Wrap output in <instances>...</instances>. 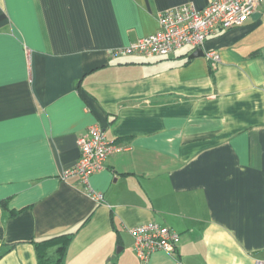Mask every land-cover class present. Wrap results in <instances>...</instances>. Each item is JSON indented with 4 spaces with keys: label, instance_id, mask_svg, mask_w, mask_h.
Wrapping results in <instances>:
<instances>
[{
    "label": "crops",
    "instance_id": "0c3cea01",
    "mask_svg": "<svg viewBox=\"0 0 264 264\" xmlns=\"http://www.w3.org/2000/svg\"><path fill=\"white\" fill-rule=\"evenodd\" d=\"M209 1L0 0V264L65 232L63 264H142L129 229L148 222L178 240L145 264L264 258V0L203 56L113 53ZM92 123L120 149L87 188L60 173Z\"/></svg>",
    "mask_w": 264,
    "mask_h": 264
},
{
    "label": "built area",
    "instance_id": "2783aa9c",
    "mask_svg": "<svg viewBox=\"0 0 264 264\" xmlns=\"http://www.w3.org/2000/svg\"><path fill=\"white\" fill-rule=\"evenodd\" d=\"M259 0H210L202 8L187 2L158 13V29L141 37L126 47L113 51L117 53H138L148 58H162L185 46L194 49L202 47L205 39L217 29H228L244 23L255 11ZM206 56L213 62L219 60L217 53L208 51ZM79 156L72 167L60 173L61 179L77 177L89 188L90 174L103 168L106 157L120 149L105 136L102 126L92 123L76 139ZM96 201L103 198L100 192H91ZM134 237V251L145 264L155 250L173 251L178 234L167 227H159L153 222L129 229ZM254 264H264V258Z\"/></svg>",
    "mask_w": 264,
    "mask_h": 264
},
{
    "label": "trees",
    "instance_id": "16d2710c",
    "mask_svg": "<svg viewBox=\"0 0 264 264\" xmlns=\"http://www.w3.org/2000/svg\"><path fill=\"white\" fill-rule=\"evenodd\" d=\"M73 232H65L34 241L37 264H63Z\"/></svg>",
    "mask_w": 264,
    "mask_h": 264
},
{
    "label": "water",
    "instance_id": "95a60500",
    "mask_svg": "<svg viewBox=\"0 0 264 264\" xmlns=\"http://www.w3.org/2000/svg\"><path fill=\"white\" fill-rule=\"evenodd\" d=\"M204 55V51L202 47H198L196 49H194V51H192L189 55L188 58H194L197 56H203Z\"/></svg>",
    "mask_w": 264,
    "mask_h": 264
},
{
    "label": "rangeland",
    "instance_id": "374dc122",
    "mask_svg": "<svg viewBox=\"0 0 264 264\" xmlns=\"http://www.w3.org/2000/svg\"><path fill=\"white\" fill-rule=\"evenodd\" d=\"M183 49L188 50V46H185Z\"/></svg>",
    "mask_w": 264,
    "mask_h": 264
}]
</instances>
